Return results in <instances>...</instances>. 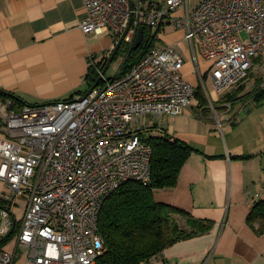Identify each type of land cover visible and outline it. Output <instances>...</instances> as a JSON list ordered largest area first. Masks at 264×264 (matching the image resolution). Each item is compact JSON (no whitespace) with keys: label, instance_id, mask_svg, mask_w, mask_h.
<instances>
[{"label":"built area","instance_id":"obj_1","mask_svg":"<svg viewBox=\"0 0 264 264\" xmlns=\"http://www.w3.org/2000/svg\"><path fill=\"white\" fill-rule=\"evenodd\" d=\"M83 4L87 17L81 30L109 31L115 45L125 30L122 43L128 48L140 27L150 28L157 38L165 24L183 30L200 87L209 98L207 73L220 98L244 81L252 67L256 78L264 79V0H198L193 8L189 0ZM101 58L96 71L102 84L86 95L19 109L10 99L3 104L7 137H0V180L9 200L25 201L15 249L0 250L3 264H13L18 247L28 264H98L104 248L98 222L105 200L125 182L150 184L153 148L145 137L152 135L156 122L149 121L182 115L197 94L198 86L182 73L183 57L171 45L156 43L133 67L112 78L101 69L109 56ZM199 59L207 63L205 72ZM0 216L2 239L13 231L14 220L3 207Z\"/></svg>","mask_w":264,"mask_h":264},{"label":"crops","instance_id":"obj_2","mask_svg":"<svg viewBox=\"0 0 264 264\" xmlns=\"http://www.w3.org/2000/svg\"><path fill=\"white\" fill-rule=\"evenodd\" d=\"M197 1L189 0V7ZM86 17L83 0H0V89L15 96L18 104H13L14 108L67 100L89 89L86 78L90 68L102 63L101 55L110 56L115 44L109 31L84 33L80 24ZM184 35L183 30L165 24L159 45L175 49ZM198 63L205 72L207 63L201 59ZM189 64L194 73L186 65L182 73L198 86L197 64L193 58ZM257 79L251 77L252 89L244 80L222 98L216 96L218 106L212 104V114L201 108L195 128L169 129L170 136L201 152L192 153L183 165L177 185L156 191L154 199L186 210L195 218L210 220L213 225L205 234L164 249L149 264H264V226L259 232V223L247 221L254 204L264 200V112L259 110L264 107V97L257 102L251 96L260 89ZM6 100L0 98V137H7L2 124ZM239 103L248 114L243 124L248 121L245 125L249 130L240 142H234L236 120L216 111L225 107L231 110ZM189 113L188 108L183 112ZM229 130L231 133L226 134ZM227 135L232 138L228 147L224 146ZM9 196L0 180V199L9 200ZM24 209L19 198L12 201V218L19 224ZM15 247L11 239L2 248L11 251ZM23 250L18 247L13 264H28Z\"/></svg>","mask_w":264,"mask_h":264},{"label":"trees","instance_id":"obj_3","mask_svg":"<svg viewBox=\"0 0 264 264\" xmlns=\"http://www.w3.org/2000/svg\"><path fill=\"white\" fill-rule=\"evenodd\" d=\"M159 42L157 34L153 33L150 28L144 27L143 41L137 48L134 46L128 48L125 43H122L114 57V60H118L124 56L119 72L124 73L129 70L147 50ZM105 64L101 69L105 67ZM98 77L99 74L95 67H91L86 78L89 88L96 83L97 85L102 84V80L98 81ZM257 82H260L259 78ZM200 91L201 87L198 85L196 95L201 99L200 107L202 108L205 105V98ZM251 96L258 102L264 97V89L255 90ZM14 97L0 89L1 99H10L13 104L17 105L18 102ZM157 127L155 124L152 130H156ZM171 137L166 133L145 137L153 148L150 184L125 182L105 200L98 222L99 233L104 239V248L98 257V264H149L153 257L176 242L205 234L211 230L212 221L195 218L186 210L156 202L154 199L156 191L175 187L183 165L192 153L201 152L187 142L175 137L171 140ZM11 203V200L0 199V207L7 209L12 217ZM179 218L184 219V226L178 222ZM247 221L249 224L259 223L258 231L262 230L264 200L254 204ZM13 225V231L0 239V250L13 239L18 231L19 222L14 220Z\"/></svg>","mask_w":264,"mask_h":264},{"label":"rangeland","instance_id":"obj_4","mask_svg":"<svg viewBox=\"0 0 264 264\" xmlns=\"http://www.w3.org/2000/svg\"><path fill=\"white\" fill-rule=\"evenodd\" d=\"M241 37L243 40H246V36L241 33ZM190 47V43L188 42V39H183V42H179L177 46H175V50L179 52V54L183 57L186 67L188 68V71H190V73H194V70H192V66L189 64L190 59H192V55H188L187 53V49ZM121 62L120 59L118 60H113L112 63L110 64V66L107 68L106 72H105V77L106 78H112L114 77L120 70V66H121ZM192 70V71H191ZM250 76L247 77L245 80L249 81L246 86L248 89H252L253 85H254V80H251V77L255 79V77H257V72L255 70L254 67H252L250 69ZM201 83V82H200ZM261 83H264V79H261L259 86L261 85ZM205 84L208 90V93L210 95L209 96L206 94L205 90L201 87V91L200 93L203 95V97L205 98L204 100V104L202 106V108L206 109V111L208 113H213V109H212V104L214 105V107L218 106V102L215 101V97L216 94L214 93L213 90V84H212V79L210 77V73L206 74L205 77ZM261 89H264V85L263 87H260ZM198 93V92H197ZM200 101L201 99H199V97L196 95L193 97V99L191 100L188 110H189V114H183L177 117H173L174 119L169 120L167 116H162L159 118V120H152L149 121L150 124H152L153 122H156V125L158 126L156 128V130H152L149 133L152 134H169V129H172L173 131H186V130H191L193 128H195V124L196 122L194 120H197L198 118H201L200 114H199V110L201 109L200 107ZM253 105L252 107L255 105V102L252 101ZM241 103L239 104H235L233 106V108H231V110H228V107L225 108H218L217 109V113L221 114V113H225L227 114L231 120H236V123L234 124V126L232 127V132H234L233 134V138H234V142H240V140H242L243 138V134L246 135V130H249L247 128L248 121H246L243 124V119H245L248 114L244 109L240 108ZM255 110V109H254ZM260 112H264V107H259ZM252 112V111H251ZM255 114V113H252ZM254 118V117H252ZM143 120H145V118H143ZM162 128V129H161ZM161 129V130H160ZM228 132L231 133V130L226 131L225 133L228 134ZM232 145V138L227 135L226 137L224 136V146H231ZM19 200L22 201L23 205H25V201L22 198H19ZM22 204H19V209L17 210L18 212H20V208H21ZM178 222L184 226L185 222L184 219L179 218Z\"/></svg>","mask_w":264,"mask_h":264},{"label":"water","instance_id":"obj_5","mask_svg":"<svg viewBox=\"0 0 264 264\" xmlns=\"http://www.w3.org/2000/svg\"><path fill=\"white\" fill-rule=\"evenodd\" d=\"M129 2H130V4H131V3H132V0H129ZM130 21H131V20H130ZM143 31H144L143 27H140V28L138 29V35H137V38H136V40H135L134 48H137V47L142 43V41H143ZM126 32H127V30H125V32L123 33V35L120 37V39H119L118 42L116 43V45H115L113 51L111 52V54H110V56H109V58H108V60H107V63H106L105 68H104V70H103V73L106 72L107 68L110 66V64H111L112 61L114 60V57H115L117 51L119 50V48H120L121 45H122L123 38H124ZM100 78H101V77H99L98 80H100ZM91 90H92V88H89V89L86 91V93H85L84 95H86L87 93H89ZM0 221H1V216H0ZM11 232H12V231H11Z\"/></svg>","mask_w":264,"mask_h":264}]
</instances>
